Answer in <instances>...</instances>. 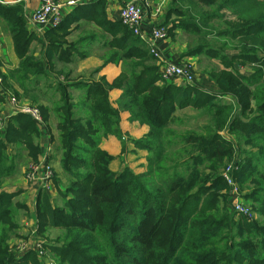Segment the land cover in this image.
I'll use <instances>...</instances> for the list:
<instances>
[{"label": "trees", "instance_id": "1", "mask_svg": "<svg viewBox=\"0 0 264 264\" xmlns=\"http://www.w3.org/2000/svg\"><path fill=\"white\" fill-rule=\"evenodd\" d=\"M195 1L207 8H215L213 5L218 2V0ZM221 1L222 6L218 8L222 11L223 9L231 10V15L237 18V22L230 23L231 21L225 20L226 15L223 14L199 15L202 26H208V21L219 22L211 36L214 32L213 36L215 39H220L222 44H217V49H214L213 43L200 42L195 51L196 54H205L210 59L221 60V57L226 55L224 53L220 55L218 52L224 51L227 45L224 41H228L230 35H233L236 36L235 40L238 41L236 47L240 52L235 59L241 64L238 65L242 66L243 59L257 57V52L260 50L261 43L256 42V36L259 37L264 33V12L261 7L262 5L264 7V0ZM0 18L11 29L16 51L21 59L19 68L11 72V79L17 82L24 96L37 102L38 94L34 84L45 76H43L40 60H36L31 54L28 55L34 36L30 35L25 27L21 4L0 5ZM67 24V21L63 20L60 27L45 33L47 41L55 35L59 40V43L54 41L48 43V55H56L58 50L63 48L67 31L62 32L63 36H60V31L66 30ZM111 25L112 28L117 29V33L123 34V46L121 51H117L114 56L107 59L108 61L106 60L105 65L109 63L121 65L122 74L112 83L113 85L104 79L101 83L81 84L85 89L82 105L89 116L84 123L82 119L76 120L72 116L71 111L75 109V105L68 92L69 86L62 83L54 86L50 83V88L56 89L53 96L61 95V99L55 103L63 104L61 109H58L60 141L63 144L60 149L63 155L61 158L63 169L66 171L70 165L76 164L73 160L75 151H82L93 165L89 162L90 174L86 177L87 185L80 193L89 212L81 213L75 205H67V211L59 212L57 210L62 209L53 206L54 203L49 196L41 193L38 196L37 213L42 232L46 233L43 226L48 223L46 216L52 210L55 219L52 221L51 228L59 227L65 230L66 236L71 232L77 234L76 240L70 241L72 246H84L86 241H89L88 234L92 232L106 243L105 254L94 257V264H229L232 249L221 251L223 257L214 259L216 255H220L213 242L216 236L214 232L217 226H225L226 230L230 228L239 231L241 239L233 250L239 252L240 247L244 248L243 264H264V224L250 223L232 226L228 218L222 220L194 218L195 215H199L196 213L199 205L196 204L201 200L203 192H215L208 204L212 203L218 195L223 197L225 194L226 198L228 197L227 184L223 177L217 174V168L213 171L214 177L212 179L209 177L207 180L209 184L198 188L195 184L197 181L192 180V176L186 179L175 169L163 170L158 167L160 163L167 164L170 158L168 156L170 148L166 139H174L178 136L164 131L173 119L177 108L175 104H178L179 108L186 107L193 97L195 88L189 90V88L175 89L174 86H166L157 90L155 94L153 92L156 89L155 84L148 80L147 72H153L158 80V69L145 68L138 73L136 69L139 64H134L133 60L139 59L135 58L139 50L134 45H129L127 33L134 35L120 20L119 23ZM208 35L209 33L204 36V41L207 40ZM249 37L254 38L258 51L253 47L249 49L245 45ZM137 38L139 37L134 39L135 42H139L140 38ZM220 45H222L221 48H219ZM112 46L113 49L118 47L115 43H112ZM146 60L147 58L141 59L142 62ZM128 72L131 73L129 79L120 81L119 79L127 76ZM213 72L208 73L209 76L215 82L217 79L216 84L222 94L232 96L235 105L225 104L218 110L210 109L214 124L209 132L212 137L200 145V153L204 160L221 163L222 167L224 163L232 161L234 151L231 144L227 142V137L221 138L217 132L227 127L231 134L236 136L234 139L239 142L260 144L254 146L258 147L257 154L249 152L246 156H241L240 170L234 176L242 189H252L247 195L248 198L259 197V200L263 202L264 86L259 90V85L263 82L258 77L252 76V79H249L228 72L212 76ZM123 86H126L123 95L128 98L124 106L131 113V120H139L150 127L147 139L138 143L148 152L146 158L148 171L145 175H135L131 171L112 173L108 169L110 156L100 148L102 138L108 135L118 136L124 141L119 128V112L110 106L108 100V89L123 88ZM251 86H255L254 90H251ZM41 113L46 120L47 111L42 109ZM219 117L221 120H218ZM3 136L0 134V188L4 179L17 174L21 151H28V157L34 160L37 159L40 151L37 144L39 133L32 117L28 115L14 116L9 121ZM179 137L190 139L188 135L184 137L179 135ZM194 191L196 192L193 193ZM16 196L6 192L0 193V264H21L8 251V241L18 230L19 213L26 209L25 205L13 201ZM228 199L231 202V198L228 197ZM174 202H176V209L172 206ZM257 211L263 214L260 209ZM218 215L220 218L223 217V213ZM229 232L232 234L231 231ZM231 234L229 235L233 240L234 235ZM246 234L250 235L251 242L242 243L247 239ZM261 234H263L262 237H260ZM83 236H85L84 241L80 239ZM196 244L198 247L202 245V249L198 250ZM196 251L198 254L195 253ZM33 257L34 255L27 256L26 264L33 262Z\"/></svg>", "mask_w": 264, "mask_h": 264}, {"label": "rangeland", "instance_id": "2", "mask_svg": "<svg viewBox=\"0 0 264 264\" xmlns=\"http://www.w3.org/2000/svg\"><path fill=\"white\" fill-rule=\"evenodd\" d=\"M198 3V2H195ZM199 7H203L205 9L204 12H199V15H208V14H215L217 15H226V20L231 21L230 23H236L237 18H235L233 15H231V10H226L223 9L220 10L218 7L222 6V1L218 0V2L213 5L215 8H207L201 4H198ZM262 11L264 12V7L263 5ZM214 9L220 10L215 11ZM243 14V13H242ZM198 15V16H199ZM208 24H211L210 21L207 22ZM219 25V22H215L213 24V28L211 29L212 31L215 30V28ZM129 36L128 37V43L129 45H134L135 47L138 48L139 52L136 55L135 58H139L136 60H133L134 64H139L137 67L136 71L139 73L143 71L145 68L147 69H153V67L158 69V80L155 78V74L153 72H147L148 74V80L153 81L155 84L156 89L153 90L155 94H157V90L162 89L166 86H174L176 87L175 89H184V88H189V90L194 89L193 91V97L191 101H188L189 104H187L186 107L179 108L178 104H175L176 111L173 114V119L171 123H169L165 128V132H171L174 133V135H178L174 139H166L167 145H169L170 148V155H168L170 158L167 161V164L161 165L159 164V168L161 169H168L171 168V170H174L182 177L188 179L189 177L192 176V180H196L198 188L201 186L208 185L209 182L207 183V180L209 177L211 179L214 177L213 176V171L215 168H217V174L222 176L224 170L226 167L229 165L230 162H237L239 166L241 165V156L245 155L246 153H253L257 154V148L254 146H259L260 144H248L243 142H239L237 139H234V135L231 134L229 131V127L224 129L223 131H217L219 133V137L224 138L227 136V142L231 144L234 155H233V160H229L228 162L224 163L223 167L221 163H217L215 161H210V160H204V157L200 153V145L203 143H206L212 135L209 133L212 130L213 127V121L211 120V114L212 111L210 109H220L222 105H235V100L232 98L231 102H225V98L227 97L226 95L222 94V91L220 89H217L215 84V80L212 88L211 87H205V83L203 82H196V77H195V82L193 84H186L185 82H175V81H165L162 79L160 73H159V62L154 58V56L151 54L150 48L147 49L146 43L143 42L141 39L139 42H135L134 39H136V36H132L130 33H127ZM206 43H213L214 46L212 48L217 49V44H222L220 39H215V36L208 35ZM122 38H119L118 40L115 41V44L118 46L114 49H112L113 52L121 51L122 46H123V41ZM139 39V38H137ZM236 36L230 35V39L228 41H224L226 43V47L224 51L218 52L220 55L222 53H226V56L221 57V60L219 62L221 65L224 67V69L221 68L220 71H217L215 69L211 70L213 72L212 76H218L219 74H222L224 72L228 73H233L235 75H241L243 77L252 79L251 77H258L261 78V83L259 85V90L261 87L264 86V33H262L259 37L256 36V42L259 41L261 43L260 50L258 51L256 47V42L254 41L253 37H249L248 40H246V44L249 49L250 48H255L257 52V57L255 58H246L243 59L244 64L240 67H235V64H239V61L235 59V56L233 57H228L227 56V50H230L232 47L238 46V41L235 40ZM50 41H54L55 43H59V40L57 38V35L54 36V38H50V40L47 41L49 43ZM141 41V42H140ZM39 44H44L41 43V41H38ZM43 49L46 48V46L42 45ZM45 47V48H44ZM57 47V46H55ZM248 53V51H246ZM31 54V51H29V54ZM150 55V56H149ZM147 58L145 62H142L141 59ZM253 61V62H252ZM255 62V63H254ZM187 66H190L186 64ZM191 67V66H190ZM192 68V67H191ZM194 74L196 75L195 70L192 68ZM240 70H245V74L240 73ZM208 72V73H211ZM244 72V71H243ZM208 73H205L206 75H209ZM10 74V73H9ZM251 74V75H248ZM131 73L128 72L127 76L122 77L119 79L120 81H127L130 77ZM221 79V76H219ZM14 84L17 85V82L15 80H12ZM90 83H101L100 81L98 82H90ZM211 84V83H209ZM15 85V86H16ZM113 85V84H112ZM209 86V85H208ZM17 87V86H16ZM34 87L37 89L36 92L38 94V101L33 102V106L39 107L38 109L41 110L44 109L47 111V119L45 123L48 125L50 131H52L53 135V154H52V160L53 163L49 164L50 166L53 165L52 169L54 171V177L52 180V183L54 182L56 189L57 199L58 202H55L53 206L61 208L62 210H57L59 212L61 211H67L66 206L67 205H75L78 207L79 211L81 213H88L89 209L84 205V202L82 201L81 198V191L86 187L87 185V175L90 174V169H89V158L84 155L82 151H75L74 155L75 158H73L74 162L76 164L70 165L69 169L66 171L63 169V165H61V158H62V152L60 149H62L63 144L61 143V132L59 130V124H60V113L58 112V109H61L60 107L63 105H60V102H57L59 99H61V95H55L53 96V93L56 91V89H51L50 88V82L44 78L38 79L37 83L34 84ZM114 88V87H113ZM108 89L109 91V97L108 100L110 101V106L113 107V103L111 101L110 93L113 90H118L121 91V95L117 101V108L116 109L119 114V128L120 131L122 132L121 136H123L124 141L120 139V137L115 136V135H108L107 137H103L101 142H100V148H101V143L104 139H108L110 136L115 137L119 142H120V147H117L116 149H112L113 153H110V151H107L105 149H102L104 153H107L110 156V160H108V169L115 174H120L121 172L125 173L126 171H131L135 175H145L148 171L147 166L148 162L146 160L148 156L147 150L145 148L138 144L141 143L142 141H145L146 136L150 132V127H149V132L146 135H143L138 138H130L129 134H126L122 128H121V113H126L128 112L127 108L124 106L125 101L128 99L125 95H123V91L126 88V86H123V88H115V89ZM251 90H254L255 86L250 87ZM258 90V91H259ZM17 103V101L15 100ZM32 103L31 101H29ZM193 106H197L198 108H195ZM191 107L194 111H197L198 114L193 116V118L185 117L183 116H178L177 113L185 108ZM72 116L78 119H82V123H84L89 116H84L82 114L77 115L76 110L72 109L71 111ZM130 113V112H128ZM43 116V115H42ZM231 117L233 118L234 116ZM218 120H221L220 117ZM217 120V121H218ZM129 121L131 123L138 122L139 124L143 126H147L143 123H141L139 120H131V113H130V118ZM183 121L185 124V128L187 130L184 131H177V124ZM217 123V122H216ZM216 132V133H217ZM178 133V134H177ZM224 134V135H222ZM230 134V135H229ZM179 135H188L190 139L188 138H181ZM232 135V136H231ZM198 137H200L197 141L196 140ZM52 151V150H51ZM50 151V152H51ZM24 152V153H23ZM21 151L20 154L22 156H27L28 151L24 150ZM49 152V154H50ZM147 154V155H146ZM188 155V156H185ZM21 156V158L18 160V163L22 162L21 160L25 159ZM50 156V155H49ZM132 157V158H131ZM131 158V159H130ZM199 160V162H198ZM116 161V162H115ZM115 162V163H114ZM92 164V162H90ZM93 165V164H92ZM222 167V168H220ZM18 170H20V166H18ZM158 177V176H156ZM147 179V177H145ZM238 186V189L240 191V198L249 203L253 209V212L255 214V218L253 221H248L246 218L236 215L233 212V205L232 202L229 201V188H227V194L228 197L226 198V195L223 194V197H220L219 195L215 198V200L208 204L209 199L214 195L215 192H209L205 191L203 192V196L201 200L197 202L196 205L198 206V211H196L197 214L195 215V219H209V220H222V219H229L232 223V226L235 224H250V223H259V224H264V201L261 202L258 198H248L247 195L249 192L252 190L251 188L246 190L242 189L238 183H236ZM11 186V185H10ZM194 191L193 193H195ZM9 193V192H8ZM179 195V194H178ZM225 195V196H224ZM254 197V195H253ZM22 201V197H16L13 199V201ZM249 201V202H248ZM72 203V204H69ZM179 204H177L178 206ZM173 208L176 209V202L172 205ZM260 209L263 211V214L261 215L257 210ZM23 210L20 211L18 218L21 219L23 215ZM218 213H223V217L220 218ZM215 216L217 218H215ZM47 224L46 226H43L45 229V234H49L46 241L43 235V238L37 239L39 243L37 244H32L29 243L27 240L22 239L19 244L16 245H8V251H20L21 253L19 254H10L15 258L16 260H19L18 263L21 264H26V257L30 255H34L33 257V262L28 263V264H94L93 259L94 257L98 255H104L107 245L106 243L102 240V238H98L95 232H92L91 234H88L89 236V241H86L84 246H72L70 244V241H75L77 234L74 232L69 233L68 236L65 235V230L56 227V228H51L50 226L52 225V221L55 219V216L52 215V210L51 213H49L47 216ZM40 225V223H39ZM227 227L223 226H217L215 233V238L213 242L215 243L216 246V251L219 253L223 250H228L232 249V257L229 261V264H243L245 261L243 259L244 257V248L240 247L239 252H235L233 249H236L237 244L239 243L241 237L239 236V231L237 229H230L226 230ZM231 231L232 234L229 232ZM23 232V231H22ZM44 234V233H43ZM234 235L233 240H231L230 235ZM263 234H261L260 237H262ZM86 236V235H85ZM85 236L80 237L81 240H85ZM247 239L243 240L242 243H248L251 242L250 235L246 234ZM92 239V240H91ZM91 241V242H90ZM95 242V244H94ZM41 244L42 246L40 247ZM228 245V246H227ZM198 247V244L195 245ZM40 247V248H39ZM38 248V249H37ZM208 248V247H207ZM202 249V245L198 247V250ZM206 249V248H205ZM209 250V249H208ZM198 254V252H195ZM223 257L220 253V255H216L215 258H221ZM224 264V263H222Z\"/></svg>", "mask_w": 264, "mask_h": 264}, {"label": "crops", "instance_id": "3", "mask_svg": "<svg viewBox=\"0 0 264 264\" xmlns=\"http://www.w3.org/2000/svg\"><path fill=\"white\" fill-rule=\"evenodd\" d=\"M60 1L63 5V20L64 22L67 21L68 24L66 30L60 31V36L64 35L63 31H67V33L64 36L65 43L63 44V48L58 50L56 55L47 54V34H37L31 22L32 16L38 9L40 2L38 0H27L20 3L23 10L25 27L28 33L34 36L33 42L30 45V51L31 55L36 60H40L43 66L44 80L47 79L54 86L58 83L68 85V92L73 99L76 114L88 116L86 108L82 105L85 89L81 84L101 82L103 79L112 84L122 74L121 65L115 63L105 65V63L109 60L108 58L117 53L112 51V43L123 37V34L117 33V29L112 28L111 24L119 23L120 11L125 6L126 0ZM68 1H76L77 5L69 7L67 5ZM195 2V0H151L150 5L144 9V40H141L146 43L147 49L151 45L155 46L161 60L181 65H190L196 72V82L205 83L206 81L205 87L212 88L214 81L211 76L205 73L211 72L213 69L220 71L224 67L219 60L210 59L205 54H196L195 50L199 47V43L207 41H204V36L207 33L211 35L214 23L211 22L208 26L201 25L198 15L199 12H204L205 9L199 7ZM154 26L166 29L168 33L167 40L160 42L152 41L150 31ZM38 41L44 42L42 45H45L46 48L44 47L45 49H43ZM221 47L222 45L219 48ZM239 53L237 47L227 50L228 57L235 56L237 58ZM20 63L21 59L16 51L12 31L7 23L0 18V134L2 136L5 135L7 125L14 116L19 114L25 115L22 112L24 107L39 108L32 105L33 101L29 97L24 96L20 86L14 84L13 79H11V72L17 70ZM235 67L240 66L235 64ZM98 70L100 71L97 72ZM245 72V70H240V73H243V75H246ZM214 84L219 89L217 84ZM120 95L121 91L118 90H113L110 93L114 108L118 107L117 101ZM226 96L224 97L225 102H231L233 97L230 95ZM12 100H16L17 103L14 105ZM196 114L198 112L194 111L191 107L182 109L177 113L178 116H183L185 119L187 117L193 118ZM129 118L130 113H121V128L126 134L130 135V138H138L149 132V126H143L138 122L131 123ZM42 119L43 124L38 125L35 123L39 133L37 144L40 149L37 159L34 160V158H30L28 155L23 156L25 159L21 160V163L20 161L18 163L20 170H17L16 175L4 179L0 188V193L9 192V194H16V197H22V201L18 200L14 202H19L26 207V209H23L22 218H17L18 230L10 237L8 245L19 244L22 239L27 240L29 243L37 244L39 243L37 239L43 238V235L46 241L49 234H43L39 225L37 213L38 196L41 193H46L53 203H59L57 195H55L58 190L54 182L48 184L29 183L25 178L26 168L31 163H38L45 156L49 157V164L53 163L52 146H54V138L43 116ZM175 128L179 132L187 130L183 121H180ZM224 136L227 137L226 135ZM235 137L234 135L233 138ZM119 144L120 142L115 137L110 136L108 139L102 141L101 148L113 153L112 149L120 147ZM51 166L53 167V165ZM236 182L238 183L237 180ZM9 253L16 255L21 252L13 250Z\"/></svg>", "mask_w": 264, "mask_h": 264}, {"label": "built area", "instance_id": "4", "mask_svg": "<svg viewBox=\"0 0 264 264\" xmlns=\"http://www.w3.org/2000/svg\"><path fill=\"white\" fill-rule=\"evenodd\" d=\"M27 0H0V5L14 6ZM40 2L38 9L32 16L31 22L37 34L42 35L48 30L57 29L63 23V5L60 0H38ZM151 0H126L125 6L120 11L119 20L133 35L144 40V9L150 5ZM69 7L76 6V1H68ZM153 42L165 41L168 33L164 27L154 26L150 31ZM153 44V43H152ZM151 54L159 62V73L165 81H175L178 83L185 82L193 84L195 82V74L190 66L178 63L166 62L161 60L160 54L155 46H150ZM14 105L16 102L12 100ZM23 114L32 117L33 121L38 125L43 124L40 110L35 107H24ZM49 157L45 156L38 163H31L27 166L25 178L29 183H52L54 171L48 162ZM240 170L237 162H230L224 170L222 177L229 188V197L233 205V213L253 221L255 214L249 203L240 198V191L237 186L235 174ZM40 247L42 246L39 244ZM39 247V248H40ZM38 249V248H37Z\"/></svg>", "mask_w": 264, "mask_h": 264}]
</instances>
